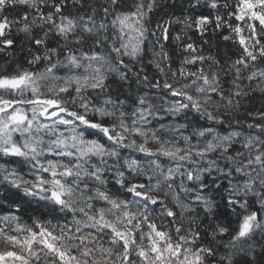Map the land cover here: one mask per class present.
<instances>
[{"label":"trees","instance_id":"trees-1","mask_svg":"<svg viewBox=\"0 0 264 264\" xmlns=\"http://www.w3.org/2000/svg\"><path fill=\"white\" fill-rule=\"evenodd\" d=\"M0 108V257L264 264V0H0Z\"/></svg>","mask_w":264,"mask_h":264},{"label":"rangeland","instance_id":"rangeland-1","mask_svg":"<svg viewBox=\"0 0 264 264\" xmlns=\"http://www.w3.org/2000/svg\"><path fill=\"white\" fill-rule=\"evenodd\" d=\"M21 83L22 81L20 79H15V80L3 81L1 85L7 87H16ZM1 109L2 108H0V110ZM15 120H17L16 115H15ZM12 151H14V148L12 149ZM0 264H25V262L21 260L19 257H15L13 254H9V256L0 257Z\"/></svg>","mask_w":264,"mask_h":264},{"label":"bare ground","instance_id":"bare-ground-1","mask_svg":"<svg viewBox=\"0 0 264 264\" xmlns=\"http://www.w3.org/2000/svg\"><path fill=\"white\" fill-rule=\"evenodd\" d=\"M181 63H182V60H181ZM9 256V255H8Z\"/></svg>","mask_w":264,"mask_h":264}]
</instances>
